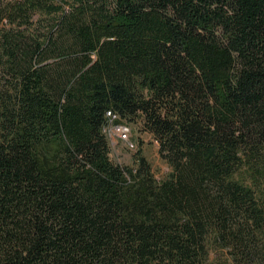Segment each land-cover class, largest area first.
Returning a JSON list of instances; mask_svg holds the SVG:
<instances>
[{
    "label": "trees",
    "instance_id": "obj_1",
    "mask_svg": "<svg viewBox=\"0 0 264 264\" xmlns=\"http://www.w3.org/2000/svg\"><path fill=\"white\" fill-rule=\"evenodd\" d=\"M0 264H264V0H0Z\"/></svg>",
    "mask_w": 264,
    "mask_h": 264
},
{
    "label": "rangeland",
    "instance_id": "obj_2",
    "mask_svg": "<svg viewBox=\"0 0 264 264\" xmlns=\"http://www.w3.org/2000/svg\"><path fill=\"white\" fill-rule=\"evenodd\" d=\"M118 117L108 121L104 132L110 147L109 158L112 163L122 168H134L138 155L145 158L157 180L169 173V167L159 154V145L153 137L145 132L141 124L124 122L122 125L129 130L126 140L119 139L115 122Z\"/></svg>",
    "mask_w": 264,
    "mask_h": 264
},
{
    "label": "built area",
    "instance_id": "obj_3",
    "mask_svg": "<svg viewBox=\"0 0 264 264\" xmlns=\"http://www.w3.org/2000/svg\"><path fill=\"white\" fill-rule=\"evenodd\" d=\"M107 117L109 118V120H111L112 118H116L115 115H111L110 113H107ZM106 131V129H104V132ZM116 133L119 137V139H125L127 138V134L129 133V130L126 126L124 125H119L116 127Z\"/></svg>",
    "mask_w": 264,
    "mask_h": 264
}]
</instances>
